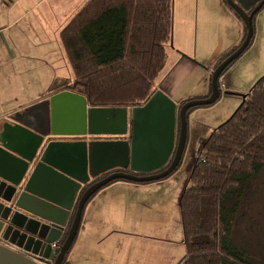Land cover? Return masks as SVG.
Listing matches in <instances>:
<instances>
[{
	"label": "water",
	"instance_id": "obj_1",
	"mask_svg": "<svg viewBox=\"0 0 264 264\" xmlns=\"http://www.w3.org/2000/svg\"><path fill=\"white\" fill-rule=\"evenodd\" d=\"M225 1L245 24L247 35L213 71L209 97L178 109L157 91L142 107L92 108L85 96L63 91L10 117V129L5 127L0 137V237L5 242L0 244V264L50 260L52 245L66 237L55 261L63 264L78 236L84 209L100 190L116 181L157 182L176 172L187 143V112L220 99L219 80L248 50L254 16L264 6L262 2L250 13L234 0ZM170 45L174 47L173 39ZM239 96L243 101L234 115L246 99L245 94ZM98 136L114 140H83ZM62 138L76 141H57ZM113 170L118 172L92 184Z\"/></svg>",
	"mask_w": 264,
	"mask_h": 264
},
{
	"label": "trees",
	"instance_id": "obj_2",
	"mask_svg": "<svg viewBox=\"0 0 264 264\" xmlns=\"http://www.w3.org/2000/svg\"><path fill=\"white\" fill-rule=\"evenodd\" d=\"M173 30L174 0H89L60 33L75 76L67 89L92 108L145 106L166 65ZM245 98L204 142L180 197L183 264H264V245L254 233L262 214L243 211L256 203L250 184L264 173V77Z\"/></svg>",
	"mask_w": 264,
	"mask_h": 264
},
{
	"label": "crops",
	"instance_id": "obj_3",
	"mask_svg": "<svg viewBox=\"0 0 264 264\" xmlns=\"http://www.w3.org/2000/svg\"><path fill=\"white\" fill-rule=\"evenodd\" d=\"M201 1L198 0L199 5ZM88 2L0 0V137L5 127L10 129V117L22 111L28 103L48 99L74 85L75 76L71 78L68 74L70 63L60 43V33ZM203 2L204 6H210V11L217 9L223 17H228L229 23L235 27L222 40H217L215 60L207 73H199V64L209 65L208 61H199L198 50L193 51L182 37L175 36L174 47H167L166 65L155 79L154 88L155 92L161 91L168 96L178 109L189 99L210 96L211 74L217 63L238 47L245 36L244 25L226 7L224 0ZM187 8L189 6L185 7L184 12L191 13V9ZM258 14L255 23L258 20V24H262V14ZM42 68L46 70L42 72ZM35 72H38L37 76ZM197 74L202 75L197 78ZM225 80L228 79L225 77ZM232 85L235 86L234 83ZM30 87L39 89L36 94L28 96ZM83 140L108 141L114 138L98 136ZM57 141L72 142L76 139L62 138ZM116 172L118 170L107 174ZM175 174L161 181L144 184L116 181L100 190L84 209L82 224L68 253L67 263L183 264L186 255L184 240L183 244L177 246L168 237L161 238L151 221L162 200L166 197L179 200L186 182L176 180ZM82 191L77 196L68 227L76 213ZM180 225L182 230L181 217Z\"/></svg>",
	"mask_w": 264,
	"mask_h": 264
},
{
	"label": "rangeland",
	"instance_id": "obj_4",
	"mask_svg": "<svg viewBox=\"0 0 264 264\" xmlns=\"http://www.w3.org/2000/svg\"><path fill=\"white\" fill-rule=\"evenodd\" d=\"M234 1L247 12H250L253 6L261 2L260 0ZM200 5L198 0H174L173 41L175 45V36L177 38L182 37L193 51L198 50L197 59L199 61L207 60L209 63V65L205 64L204 66L202 63H198L201 66L199 73H207L210 69L209 66H212L215 60L214 56H216V53L214 52L218 45L217 40H222L226 37L227 33L232 31L235 25L233 23L231 25L227 20L228 17H223L217 9L210 11V6H204L203 0ZM186 6H189L191 9L189 12L191 13L187 14V12H184ZM226 7L228 6L226 5ZM228 9L232 11L229 7ZM198 11L200 12L199 20ZM261 14L262 24H258V20L254 24L255 33L250 49L234 62L222 76L228 79L226 81L227 91L234 93V95H227L225 94L226 92H223L221 98L214 105L194 108L188 114V134L185 152L180 166L175 172L176 174L173 173L175 174L174 178L180 182H188L193 164L199 158L204 142L214 129L227 122L242 104V98L235 94H248L252 87L264 77V9L258 15ZM237 19L239 23L244 24L238 17ZM198 60L195 61L199 62ZM68 67L69 76L74 78L70 64H68ZM45 70L46 68H42V72ZM37 74L38 72H35L36 76ZM201 75L199 74L197 78ZM233 83L235 86L232 85ZM38 89L37 87H30L27 91L28 96L36 94ZM192 100L200 99H189L188 101ZM38 102L28 103L22 110ZM178 125L180 128V119H178ZM254 182L250 184V201L252 198L256 203L243 211L256 212V216L262 214V218L257 219L258 225L256 226L258 229L254 233L255 236H259V239H261L260 243L264 245V173ZM255 189L256 197L253 195L251 197V193ZM165 199L159 203L160 208L153 214L151 221L159 231L161 238L168 237L178 246L184 240L180 225L179 200H171L169 197Z\"/></svg>",
	"mask_w": 264,
	"mask_h": 264
},
{
	"label": "built area",
	"instance_id": "obj_5",
	"mask_svg": "<svg viewBox=\"0 0 264 264\" xmlns=\"http://www.w3.org/2000/svg\"><path fill=\"white\" fill-rule=\"evenodd\" d=\"M219 86H220V89L222 92H227L228 88H227L226 80L224 77L220 78ZM0 244L5 245V242L2 240L1 237H0ZM61 245H62L61 243H59V244L54 243L52 245L53 252H52L50 260H41V259L35 258V261H37V263H39V264H55L56 258L60 252V249H61Z\"/></svg>",
	"mask_w": 264,
	"mask_h": 264
},
{
	"label": "flooded vegetation",
	"instance_id": "obj_6",
	"mask_svg": "<svg viewBox=\"0 0 264 264\" xmlns=\"http://www.w3.org/2000/svg\"><path fill=\"white\" fill-rule=\"evenodd\" d=\"M260 1H261V2H259V4H256L255 6H253V8H252V10L250 11V13H251L252 11H254L259 5H261L262 2H264V0H260ZM263 9H264V7L262 8V10H263ZM14 114H15V113H14ZM14 114H13L12 116H15ZM12 116H11V117H12ZM109 175H110V174H107V175H103V176H101L100 178L94 180L92 184H95V183H98V182L104 180V179L107 178Z\"/></svg>",
	"mask_w": 264,
	"mask_h": 264
}]
</instances>
